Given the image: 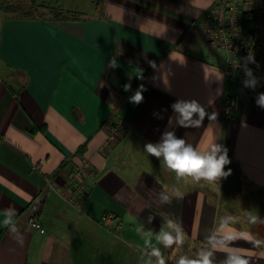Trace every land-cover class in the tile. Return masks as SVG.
Wrapping results in <instances>:
<instances>
[{
	"label": "crops",
	"instance_id": "1",
	"mask_svg": "<svg viewBox=\"0 0 264 264\" xmlns=\"http://www.w3.org/2000/svg\"><path fill=\"white\" fill-rule=\"evenodd\" d=\"M216 1L102 0L86 14L37 0L77 14L59 19L0 10V264H91L118 236L164 253L172 230L207 247L209 264H264V57L249 84L226 78L204 31ZM192 102L198 127L199 113L181 124L173 107ZM167 134L217 146L231 174L178 177L147 152ZM83 160L88 193L69 204L58 189Z\"/></svg>",
	"mask_w": 264,
	"mask_h": 264
},
{
	"label": "built area",
	"instance_id": "2",
	"mask_svg": "<svg viewBox=\"0 0 264 264\" xmlns=\"http://www.w3.org/2000/svg\"><path fill=\"white\" fill-rule=\"evenodd\" d=\"M204 31L209 47L225 53L224 73L226 78L243 85L251 82L257 75L260 60L264 57V0H217L208 14ZM238 109L237 98H229L226 114L229 116ZM126 131V125L119 123L112 128L104 148ZM89 160H83L80 167L74 168L66 183L58 193L66 195L69 204L79 205L88 193L85 175L91 172ZM30 223L34 228L43 229L40 222L38 204L31 206ZM116 217L107 214L103 226L110 228Z\"/></svg>",
	"mask_w": 264,
	"mask_h": 264
},
{
	"label": "rangeland",
	"instance_id": "3",
	"mask_svg": "<svg viewBox=\"0 0 264 264\" xmlns=\"http://www.w3.org/2000/svg\"><path fill=\"white\" fill-rule=\"evenodd\" d=\"M63 7L67 9H75L82 13L90 14L94 12L95 5L102 0H61ZM6 2H12L15 5L23 3L29 6V0H0V4ZM42 2L38 0V3ZM3 6V5H1ZM12 11V10H11ZM9 14H20L17 10L8 12ZM41 15L44 14L49 18L58 19L60 17L76 16L74 12H62L55 6L46 7L45 4L36 6V9L32 14ZM170 237L171 243H165L164 253H159L150 248H142L134 245L127 244L126 241L119 240V236L113 238L114 245L111 247V253H104V250L99 245L92 247V252L96 260H93L91 264H181L184 261L185 264H191V262L198 261L202 264L204 258L207 257V249L193 240H186L181 237L178 230H172ZM78 264V263H76Z\"/></svg>",
	"mask_w": 264,
	"mask_h": 264
},
{
	"label": "clouds",
	"instance_id": "4",
	"mask_svg": "<svg viewBox=\"0 0 264 264\" xmlns=\"http://www.w3.org/2000/svg\"><path fill=\"white\" fill-rule=\"evenodd\" d=\"M132 100L136 103L141 102V91H137L134 97H132ZM173 107L181 114V124L184 121L191 120L195 113H199L200 116V120L195 122V126L198 127L201 124L204 112L195 102L176 103ZM218 151L219 148L212 145L211 152H198L191 145L186 146L183 139H176L172 134H167L161 145H147V152L156 157L163 156L167 168L175 172L178 177L186 175L195 177L196 179L203 177L208 181H213L219 177H226L231 174L230 170L227 173L224 172V166L230 162L227 155L217 157L215 153ZM164 240L165 243H171L172 238L165 235ZM181 264H185V262L181 261ZM191 264H200V262L194 261ZM202 264H209L208 259L204 258ZM234 264H247V262L243 259H237Z\"/></svg>",
	"mask_w": 264,
	"mask_h": 264
},
{
	"label": "trees",
	"instance_id": "5",
	"mask_svg": "<svg viewBox=\"0 0 264 264\" xmlns=\"http://www.w3.org/2000/svg\"><path fill=\"white\" fill-rule=\"evenodd\" d=\"M29 3H30L29 5L31 7L30 8H26L23 3H18L17 5H15L12 2H6L4 4H0V10H3L5 12H7V13L8 12H12L13 10H16V11L18 10L20 12V14H22V15H31V16H33V15H35V13L34 14H32V13L36 9V6H38V3H37V0H29ZM1 5H3V6H1ZM46 7H48V6H46ZM56 8L60 10V13H61V11L62 12L64 11L61 8H58V7H56ZM64 12H66V11H64ZM69 17H72V16H69ZM60 18H68V17H65L63 15V17H60ZM205 248L207 249V247H205ZM207 251H208V249H207ZM206 258L208 259V254H207V257Z\"/></svg>",
	"mask_w": 264,
	"mask_h": 264
}]
</instances>
